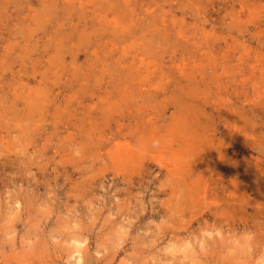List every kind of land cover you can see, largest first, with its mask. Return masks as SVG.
Returning a JSON list of instances; mask_svg holds the SVG:
<instances>
[{"label":"rangeland","instance_id":"1","mask_svg":"<svg viewBox=\"0 0 264 264\" xmlns=\"http://www.w3.org/2000/svg\"><path fill=\"white\" fill-rule=\"evenodd\" d=\"M182 91L214 148L170 172L167 132L190 108ZM8 131L0 264H255L264 0H0ZM131 134L158 142L162 165L127 161L117 145Z\"/></svg>","mask_w":264,"mask_h":264},{"label":"bare ground","instance_id":"2","mask_svg":"<svg viewBox=\"0 0 264 264\" xmlns=\"http://www.w3.org/2000/svg\"><path fill=\"white\" fill-rule=\"evenodd\" d=\"M174 87H175V89H172V91H171L173 93H175L178 89L177 86H174ZM190 98H192V93H190V91H188V92L182 91L179 93V97H178L179 102H182L184 100L185 103H183V104H187V106H189V107L192 105L190 103H186V102H188L187 100H190ZM194 106H197V105H194ZM194 106H192V109ZM196 108L198 110V107H196ZM196 108H195L194 113L192 112L191 107L188 109L189 111H187V112L184 110L183 111L184 115H182L184 120L182 122H180L178 128H175L172 131L167 132L166 138L168 137V139H167L168 144H167V147L164 149L171 150L173 148L174 143H176V145L178 147V152L172 151V153H171V155L174 156V158H168L169 161L167 160L168 163L165 164V166L168 167V170L170 172H174V171L177 172L178 171L179 164H177L176 161L180 162V161H183L182 158L188 160V159H190V157L192 158V157L197 156V154H200V152H202L204 150L205 146L208 147V145H210V148L211 147L214 148V146H213L214 139L209 138V135L204 137L205 133H203V130H204L202 127L203 125L201 122L197 121L195 118L196 116H198V112H199V110H198V112H196L197 111ZM179 119H180V116L178 118V121H179ZM149 123H150V120H149ZM17 125L16 126L19 127L20 124H17ZM20 127L22 129H24L23 125H20ZM55 128L58 129V125H56ZM10 132L11 131H8L5 136L2 135V132H0V146H1V148H3L4 151H6V159H12V145H13L12 143H13V140L10 138ZM131 136H133V135L131 134ZM134 136H135V141L133 139H131V138H134ZM134 136L131 138L129 137L131 139V141L133 140V142H135L133 145H131V143H133V142L130 141L131 143L130 142L125 143L126 142L125 141L124 143L117 145V151L121 150L124 152V154L126 153L127 154L126 156H128L127 161L136 163L137 165L141 164V162H143V164H145V165L146 164L149 165L146 162V159L147 158L149 159L151 157H152V159H154L158 162L157 165H159V163L162 165V162H161L162 157H160V156L155 157L152 154L153 152L156 151L155 148H158L157 146H154L153 143L151 142L152 138L151 137L150 138H148V137L143 138V137L139 136V139H136V138H138V136L137 135H134ZM125 138H127V137H125ZM220 149H221V147L220 148L217 147V151ZM218 156L219 155H217L216 157H218ZM263 157H264V154H263ZM76 159L78 160V157ZM121 160L126 161V159H124L123 155H121V157L119 158V161H121ZM261 161L262 160H260L259 162H261ZM10 162L13 163L14 160H10L9 163ZM2 165L5 166L4 164L0 163V166H2ZM11 167H9V168H11ZM73 167H76V166L74 165ZM167 230L171 231L172 229H166V231ZM165 233H167V232H165Z\"/></svg>","mask_w":264,"mask_h":264},{"label":"clouds","instance_id":"3","mask_svg":"<svg viewBox=\"0 0 264 264\" xmlns=\"http://www.w3.org/2000/svg\"><path fill=\"white\" fill-rule=\"evenodd\" d=\"M154 146H158V142H154ZM246 240L248 241V251H252V242L254 241V235L249 233L246 235ZM255 264H264V255H260L256 258Z\"/></svg>","mask_w":264,"mask_h":264}]
</instances>
